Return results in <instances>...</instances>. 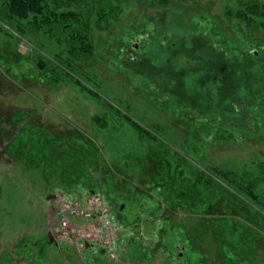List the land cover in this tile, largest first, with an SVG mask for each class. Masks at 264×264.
I'll use <instances>...</instances> for the list:
<instances>
[{"label":"rangeland","instance_id":"rangeland-1","mask_svg":"<svg viewBox=\"0 0 264 264\" xmlns=\"http://www.w3.org/2000/svg\"><path fill=\"white\" fill-rule=\"evenodd\" d=\"M43 1L60 12L49 32L36 27L34 15L7 16L8 2L0 0V116L10 120L2 126L11 130L0 132V264H264V76L246 75L243 64L224 68L234 71L220 83L208 84L206 76L211 54L222 51V61L242 54L246 65H264V0ZM86 18L93 48L81 61L69 43L82 41ZM183 34L190 43L181 41ZM193 34L207 40L197 59L207 57L205 68L189 54L199 47ZM59 73L63 79L55 81ZM216 86L218 103L230 100L233 108L242 107L238 90L255 89L241 104L253 112L256 128L232 129L218 139L205 131L212 117L204 98ZM198 108L206 115L193 113ZM235 119L225 122L239 123ZM164 143L169 150L160 148ZM152 148L169 152L173 167L179 156L186 160L188 179H175L181 170L166 179L158 174ZM226 170L258 198L228 183L221 176ZM166 180L176 199L181 188L187 192L175 206L160 192ZM92 188L118 214V260L100 244L78 251L68 239L51 238L49 227L60 221L51 209L58 195L83 197ZM52 193L56 200H48ZM226 198L251 213L237 212Z\"/></svg>","mask_w":264,"mask_h":264},{"label":"trees","instance_id":"trees-1","mask_svg":"<svg viewBox=\"0 0 264 264\" xmlns=\"http://www.w3.org/2000/svg\"><path fill=\"white\" fill-rule=\"evenodd\" d=\"M6 1L8 2V9L5 12V14L7 16L9 15L11 18H16L17 20H24V19H27L30 15H34V18H35L36 24H37L36 27H38V28L45 27L47 29L46 30L47 32L52 31L54 29V27L52 25V22H51V19L52 18H58L59 19V16H60V12H58L54 8L50 7L49 4L47 2H44L43 0H6ZM163 1H164V3H167L168 0H160V2H163ZM104 8H106V7H104ZM64 13L65 12H63V14ZM63 14H61V16ZM74 14L76 15L78 13H76V12L75 13L74 12L71 13V15H74ZM79 14L81 15L82 12H80ZM65 19L68 20V16H65ZM38 20H39V22H38ZM69 21H71V20H69ZM89 22H90V18L89 19L86 18V20L84 21L85 27L81 30L82 32L84 31L83 32V35H81L82 41H80L79 43H76V42L69 43V44H72V51L74 52V55H76L77 56V59L78 60H81V61L86 60V58H88L90 55H92L91 54V49L93 48V44L91 42V34L90 35L88 34V32H91V28H90ZM20 27L21 28H24L22 25H19V28ZM85 29H86L87 32L85 31ZM173 35L176 37L175 34H170L169 37H171ZM185 35L183 34V36H180L179 38H182ZM203 35L204 34L202 33V36ZM189 36H190V39L191 38L196 39V42L198 43V46H199V47L197 46L198 49H196L194 53H189V54L191 55L192 59H194L195 64L198 63V64H200V68H202V67L205 68V63L208 60L207 57H205V58L204 57H201L200 62L197 59H199V56H200L199 55L200 53H198V52H201V51L204 52V51H206V49L203 48V47L206 46V44L208 46V43L206 42L207 40L206 39L204 40V38L202 36L199 37L198 34H193V35H189ZM204 36H206V35H204ZM184 39L187 40L188 38L185 36V38H182L181 41H183ZM187 43H190L189 39L187 40ZM181 46H182V49H183V45H177V47H179L180 49H181ZM174 53H175V51L173 52V48H172V54H174ZM207 53L209 54L210 52H207ZM204 54H205V52H204ZM218 55H220V56L219 57L216 56L215 53L214 54H211V57L210 58H211V65L212 66H211L210 70L208 71V73L206 75V76L209 75L208 78H207L208 79L207 80L208 84L211 83V82H214V83L219 82L220 83V80L222 78L224 79L227 74H230V73H232L234 71V70H226V71H224V68L225 69L226 68L229 69V66H231L232 68H234L236 66V64L237 65L243 64V67L246 68V69H243L244 71H246L245 72L246 75H248L249 72H253L254 71L255 74H256V72H258L259 75H263L264 76V65H263V63H260V64L256 65L257 67L256 66H253L252 67V65H253L252 63L253 62L251 60H249L247 62V63H249V65H246L242 61V59H239L238 58L242 54H236L235 56L229 54L224 59V60H226V62L225 61H222L223 60V56H225V54L223 53V51L220 52V53H218ZM244 56H247V54L246 55L243 54V56H241V57H244ZM68 61H69L68 65L70 66L71 65L70 64L71 63V60H68ZM255 67H256V69H255ZM55 73H58V72H55ZM66 74L68 75V77L69 76H72L73 78L70 77V79H74V81L76 83H78L79 85H81L84 88V90L89 89L79 79H77L76 77H74L72 75V73H68L67 72ZM162 76L168 77V75H165V73H162ZM62 79H63V77L60 75V73H59V75H57L56 78H54L55 81H59V80H62ZM69 82H70V80H69ZM232 89H230V90H232ZM253 89H251L252 91L250 93L247 91V92H245V94H243L242 92H240V90H238V93H236L237 94L236 96L238 98H240L239 99V102L240 103H237V105H239V106L241 105L242 106L241 108L240 107H238V108L230 107L229 106V101L230 100L227 101L228 103L225 102V104H219L218 101L220 100V98H219L220 97V93L218 92L217 86L213 89V91H210L209 92L210 93V97L209 98L208 97H205L204 99H205L206 102H211V105L210 106H207V107H210V108L207 109V111H208L207 113L209 115H211V117H212V123H211V125H208V126L206 124L204 125L205 128H206L205 131H209L210 130L211 136L214 137V138H216V139H218V137H221V136L228 137L231 134V130L232 129H233L232 131H235V132L236 131L238 132L240 130L243 131V132L245 130H248V132H250L249 130H252L253 128H256L255 127L256 120L255 119H252L253 112L251 110H249L248 107L244 108L245 106H243L241 104V100H243L245 97L247 98L248 95L250 97L251 96V93L252 92H255V89L254 90ZM89 90H90L89 92L92 95H98V93L95 90H92V89H89ZM221 90H222V88H221ZM258 93L259 92H256V94H258ZM263 93H264V90L261 91V94H263ZM168 95H170L169 92H168ZM212 97H213V99H212ZM168 99L170 100L171 97L168 98ZM221 99H222V97H221ZM212 101H217V102L213 103ZM184 102H185L184 105H188L189 104V101H187V100H185ZM174 103L175 104H179L177 101H174ZM226 105H228V106H226ZM226 107H228V108H226ZM185 108L187 109L188 107H185ZM200 109L201 108H198L193 113H195L196 115H198L199 113L202 114L203 111L200 112L201 111ZM226 109H228V110H226ZM118 111L120 112V110H118ZM189 114H191V112H188V115H187V118H186V120H188V121L189 120H192V118H193L192 116L189 118ZM192 115L194 116V118H197L194 114H192ZM204 115H206V114L203 112L202 116H204ZM256 115L257 116H261V113L256 114ZM263 115H264V113H263ZM122 116H124L128 121H130V123L138 131H140L141 133H143L145 135H148L149 134L146 131V129H144V127L141 124H139V122H137L134 118H132L131 116H129L127 114L122 115ZM231 118H236L235 120L238 121L239 123H230L229 122L227 124L225 121L227 119H231ZM23 119H25V116L24 115L23 116H19L16 120L17 121H21ZM214 120L216 122H218L217 120H220L222 123L219 125L220 122H218V124H216V126H215L214 124L216 122ZM248 125H250V127H248ZM210 127H213V128H210ZM226 129H229L230 132H227ZM82 139H83V137H82ZM166 147L169 150L168 145L166 143H164L160 148L161 149L162 148L165 149ZM168 154H169V152L165 154L164 152H162L160 150H157L155 148H152L149 151L150 161H151V163H152V165L154 167V170L158 171V174H161V175L164 174L165 179L168 176L167 174H169V172H170V175L173 173L172 170H181V171H179L180 173L176 174V176L173 173L174 176H175V179L177 178L176 179L177 181L179 179L180 181H178V182H180V183H181V181H185L186 179H188L187 178L188 176H186V174L184 172V170H185L184 166L188 168L187 161L186 160L184 161L183 159H180V156L177 159L174 158L176 160V162H175V164L173 162V165H177V166L173 167L172 166L171 157ZM172 155H174V153H172ZM175 155H178V153H176ZM143 165L146 166V162ZM192 169L190 168V169H187V170H192ZM193 170H195V169H193ZM185 176H186V178H185ZM221 176L224 179L228 180V183H230V184L236 183L248 195L252 196V198H258V194L255 193V191H254L255 189L251 185L245 186L244 184H242L241 179L239 177H237V175L234 174L233 172H230L229 170H226V171H223L221 173ZM213 181H214V178L208 177V182H209L210 185L213 183ZM160 189H161L160 190L161 194L164 193V195H162L163 198H165V200H169L173 204V206H175L177 204V202H179V199H180L181 196H183L185 193H187L185 189L181 188L182 189L181 190V194L178 195V198L179 199L178 198L176 199V197L173 196L174 193H171V192H173L172 191V185L167 180H166V182L164 184V187L163 188L161 187ZM165 189L166 190H169L170 192L164 191ZM90 191L91 192H97L98 190L92 188V189H90ZM111 197H112V194L109 193L108 194V198L110 199ZM226 199L228 200V203H230L231 206L237 212L242 213L243 211H246L248 213H251V208L250 209L246 208V204L244 205L242 202H240V204L239 203H234L233 201H230V199H228V198H226ZM244 203H246V202H244ZM111 205H112V207L114 206L112 203H111ZM144 205H147V204L144 203ZM116 215H118V214H116Z\"/></svg>","mask_w":264,"mask_h":264},{"label":"built area","instance_id":"built-area-1","mask_svg":"<svg viewBox=\"0 0 264 264\" xmlns=\"http://www.w3.org/2000/svg\"><path fill=\"white\" fill-rule=\"evenodd\" d=\"M57 211L64 239L73 241L80 249L87 243L100 244L112 259H118V228L113 222L111 208L101 194L83 199L61 197ZM79 219L84 223L77 222Z\"/></svg>","mask_w":264,"mask_h":264},{"label":"flooded vegetation","instance_id":"flooded-vegetation-1","mask_svg":"<svg viewBox=\"0 0 264 264\" xmlns=\"http://www.w3.org/2000/svg\"><path fill=\"white\" fill-rule=\"evenodd\" d=\"M10 122V120L9 119H6V117H2V116H0V132H1V128H2V131H5V133L7 132V130L2 126V122ZM13 121V120H12ZM11 121V122H12ZM11 130H9V132H10ZM9 132H7V134H9ZM2 142V141H1ZM1 158V157H0ZM117 213H115V215H116ZM116 217H118V215H116ZM119 218V217H118ZM124 221H126V222H129L128 220H127V217H124V219H123ZM51 237L54 239V241H56L57 239H55L56 238V236L55 235H51ZM57 242V241H56Z\"/></svg>","mask_w":264,"mask_h":264},{"label":"water","instance_id":"water-1","mask_svg":"<svg viewBox=\"0 0 264 264\" xmlns=\"http://www.w3.org/2000/svg\"><path fill=\"white\" fill-rule=\"evenodd\" d=\"M39 67L40 68H43L44 67V65H42V62H39ZM102 252H104V250H102Z\"/></svg>","mask_w":264,"mask_h":264},{"label":"crops","instance_id":"crops-1","mask_svg":"<svg viewBox=\"0 0 264 264\" xmlns=\"http://www.w3.org/2000/svg\"><path fill=\"white\" fill-rule=\"evenodd\" d=\"M81 186V185H80ZM69 194H71V193H69ZM51 209H53V208H51ZM53 215V214H52ZM56 224V223H55ZM57 225V224H56ZM50 226H54V225H52V223L50 224ZM55 227V226H54ZM50 228L51 227H49V230H50Z\"/></svg>","mask_w":264,"mask_h":264}]
</instances>
